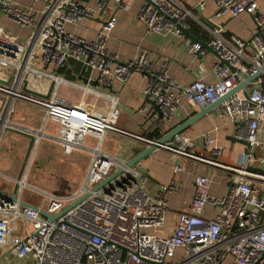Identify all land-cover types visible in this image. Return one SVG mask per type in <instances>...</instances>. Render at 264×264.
Instances as JSON below:
<instances>
[{"label": "built area", "instance_id": "built-area-1", "mask_svg": "<svg viewBox=\"0 0 264 264\" xmlns=\"http://www.w3.org/2000/svg\"><path fill=\"white\" fill-rule=\"evenodd\" d=\"M32 1L40 3L37 16L28 6L0 0L1 14L32 30L27 42H22L0 27V136L3 131L15 128L36 133L37 141L48 135L43 131L47 122L56 125L55 134L49 136L63 154L84 148L90 157L78 188L67 194L43 192L45 206L38 208L54 214L84 192L89 194L49 221L31 207L0 197V264H264V175L195 155L186 150L190 139L175 134L163 146L165 150L222 166L236 176L223 195L213 196L207 191L209 178L195 174L187 209L179 212L173 229L165 235L162 233L165 195L178 190L176 181L171 179L160 184L154 193H148L147 178L136 166L126 167L123 160L100 149L105 133L125 132L114 125L116 97L100 94L110 104L104 112L93 106L86 108L82 102L71 104L56 94V87L65 82L56 70L68 60L80 63L89 72L86 80H93L100 87L125 83L135 71L144 79L142 94L144 105L149 107L148 116L157 108L159 119L155 114L151 116L163 124L171 118L181 97L204 107L259 72L247 82L251 85L246 96L235 91L222 99L219 106L222 115L236 122L233 136L248 144V152L241 153L236 162L242 167H261L264 146L257 130L264 118V11L258 0H214L216 16L248 14L256 31L245 39L234 35L225 39L213 33L208 45L218 58L212 66L214 78L209 82L195 79L187 85L173 80L165 62L155 64L144 51L124 61L108 51L105 40L115 25L113 14L103 19L91 39L64 29L66 24H76L101 12L105 0H92L93 10L85 6L86 0ZM188 17L190 11L174 0H142L135 13L136 21L146 32L171 33L177 37H183L181 29ZM199 51L197 43L188 48L192 56ZM77 87L83 94L100 96L87 83ZM16 100L42 110L43 121L36 132L11 121ZM165 131L161 130L160 135ZM211 132H203L201 142L207 151L219 155L221 149L215 145ZM86 137L96 144H85ZM117 167L122 168L121 173L98 189L90 190ZM181 170L179 162L172 164L173 174ZM14 180L10 181L12 186ZM24 180L25 174L17 182V200H21ZM11 190L0 191L10 194ZM205 206L215 210L212 217L203 215Z\"/></svg>", "mask_w": 264, "mask_h": 264}, {"label": "crops", "instance_id": "crops-1", "mask_svg": "<svg viewBox=\"0 0 264 264\" xmlns=\"http://www.w3.org/2000/svg\"><path fill=\"white\" fill-rule=\"evenodd\" d=\"M14 1L21 7H30L31 13L37 16V9L40 7L39 2H33L32 0ZM174 1L190 11V17H188L185 27L188 29L189 34L202 42H208L213 33L225 39L229 38L230 35L245 39L249 38L256 31L252 17L248 14L240 13L235 16H216L214 0ZM141 2L142 0H105V6L101 12L97 11L91 18L82 19L76 24H66L64 25V29L78 36L91 39L94 37L95 31L99 28L103 19L109 14H113L116 17V21L108 38L105 40V47L108 51L116 54L119 61L130 59L139 51H144L148 55V58L153 60L155 64L165 62L168 75L180 85H187L195 79L204 82L213 80L214 75L212 66L217 61V56L210 51L209 48L203 47L200 44V51L197 55H189L188 48L191 44L197 42H190L184 37H177L171 33L146 32L143 25L135 19V13ZM258 5L264 11V0H258ZM85 6L91 10L95 9L92 0H86ZM2 16L4 17L3 14ZM3 17H0V27L7 33L16 36L22 42H27L28 36L32 31L31 28L22 27L24 30H27L26 34L20 30L22 28L10 30L3 24ZM185 39L187 42H185ZM48 69L52 68L48 67ZM56 73L65 80L64 83H60L56 87V94L69 101L71 104L82 102L83 106L86 108L93 106L97 110L106 112L110 104L108 99L100 94L114 95L116 97L113 106L117 113L114 125L125 131L128 135L107 132L114 137L116 141L115 146L119 152L117 155H114L107 150L102 151L119 160L130 158L144 147V144L139 142L136 138H157L160 136L161 130L167 131L177 124H180L193 115L199 107L196 104L187 102L185 98L181 97L179 105L171 118L161 124L154 116H148L149 107L148 105H144V97L142 94L144 79L138 72L132 71L125 83L113 82L110 87H100L97 86L96 83L92 84L93 80L87 81L86 79L89 76V72L84 69L80 63L73 60H68L63 68L56 70ZM79 76H81V78H79ZM83 78L85 82H83ZM85 83H87L93 91L98 92L100 96H95L93 93H81L77 86ZM250 85L251 84H246L239 92L242 93V90L247 92ZM61 86L70 87L79 97L77 99H71L58 93V89ZM85 98L88 99V101L85 100ZM235 123L234 120L220 113L219 106L215 108L214 111H208L189 123L180 133L190 139L189 151L195 155H202L198 154L196 151L202 144L201 134L205 131H212L211 134L215 139V145L221 149L220 155L224 158L220 159L219 162L221 164H227L228 162H236L240 159V154L243 150V146L240 143L230 140V137L233 136ZM37 130L38 129L32 131L36 132ZM7 131L14 132L11 129ZM40 137L37 139L36 144ZM45 137L51 139L49 135ZM103 137L101 140H103ZM257 137L262 141L264 146V118L259 123ZM110 146H112V144H110ZM54 152L56 159L67 157V155L71 153L63 154L58 147L54 149ZM85 152L87 156H85L83 160V174H85L90 157V152ZM176 162L182 165V170L173 174L171 172V166ZM15 166L13 167L15 168ZM135 166L147 178L146 191L148 193H154L160 184L167 183L171 179L175 180L178 185L177 191L165 195L166 210L164 213V227L162 229V233L165 235L169 234L173 229L179 212L187 209L193 193L192 179L195 174L204 175L209 178L207 191L208 194L213 196L223 195L228 189L233 177L236 176L234 172L222 166L214 165L189 156L174 155L162 148L153 150L143 157ZM261 167L264 168V164H262ZM16 174L17 173H14L12 178H7L13 180ZM82 177L84 178V175ZM83 178L75 181L72 185L71 183L69 185L66 184L68 183L67 179H57L53 182L52 190H54V192L52 193H70L80 186ZM10 181L8 183V192L12 189V183ZM25 184L27 185V182H25ZM20 198L25 202L42 208L31 201H27L21 196ZM45 202L46 198L44 196V206ZM214 212L215 210L209 206H205L203 209V215L205 217H212Z\"/></svg>", "mask_w": 264, "mask_h": 264}, {"label": "rangeland", "instance_id": "rangeland-1", "mask_svg": "<svg viewBox=\"0 0 264 264\" xmlns=\"http://www.w3.org/2000/svg\"><path fill=\"white\" fill-rule=\"evenodd\" d=\"M0 17H3L0 13ZM6 28L13 30L22 28L15 22L3 17ZM26 34L27 30L20 29ZM75 90V89H73ZM58 93L65 95L71 99H77L79 95L72 91L68 86H61ZM88 101V99L85 98ZM12 122L18 127H26L32 130L39 129L43 121V112L39 107L16 100L13 104V110L10 116ZM57 126L47 122L43 131L48 135L55 134ZM28 138L17 132L3 131L0 136V190H9V179L14 173H17L23 158ZM100 142V149L107 150L111 154L117 155L118 149L115 146L116 141L112 135L106 133ZM85 144L95 145L96 142L90 137H86ZM36 144V143H35ZM112 144V146H110ZM57 144L50 138L41 136L36 147L32 149L26 160L24 173L26 174L27 185L24 186L21 197L27 201H31L36 205L43 207V192L52 193L53 182L55 180L67 179L71 185L83 178V160L87 153L84 148L74 149L67 157L61 159L55 158L54 149ZM14 163V164H13ZM16 165V166H15ZM15 166V168L13 167ZM15 169V170H14ZM16 171V172H15ZM8 181V182H7ZM28 229V226L26 227Z\"/></svg>", "mask_w": 264, "mask_h": 264}, {"label": "water", "instance_id": "water-1", "mask_svg": "<svg viewBox=\"0 0 264 264\" xmlns=\"http://www.w3.org/2000/svg\"><path fill=\"white\" fill-rule=\"evenodd\" d=\"M182 34L183 37L188 39L190 42H197L198 45L200 44L203 47H207L209 48L210 51H212L215 55L216 52L214 50H212V48L208 45V42H202L201 40H199L196 37H193L191 34H189L188 29L186 27L182 28ZM217 56V55H216ZM221 62L225 65H228V63L225 60H221ZM230 70L233 71L234 68L229 66ZM264 70V67H263ZM82 72V70H81ZM80 72V73H81ZM259 72H256L248 77L245 78V80L239 82L236 86H234L231 90H229L226 94L222 95L221 97H219L218 99H216L213 103L204 106V107H198V110L191 115L190 117H188L186 120H184L183 122H181L180 124H177L176 126H174L173 128H170L169 130L165 131L163 134H161L159 137L154 138V139H146L143 137L140 138H136L139 142H142L144 144V147L142 149H140L138 152H136L133 156H131L128 159L123 160V165L126 167H133L135 166L143 157H145L147 154H149L150 152H152L155 149L158 148H163V146L166 143H169L172 141V138L175 134L180 133V131L186 127L189 123H191L192 121H194L195 119H197L198 117H200L201 115L205 114L208 111H214L215 108H218L220 105V102L222 101V99H224L225 97H227L228 95H230L231 93L238 91L240 89H242L247 82L251 81L256 75H258ZM79 78H81V76H79ZM83 82H85V79H82ZM92 84H95V81H92ZM242 94L244 96H246V92H244L242 90ZM155 114L156 118L159 119L160 117V113L158 111L157 108L154 109V112L151 113V115ZM151 115H149V117H151ZM14 132H17L18 134L24 135L28 138V143L26 146V150L24 152L22 161L20 163L19 169L17 171V174L15 176V180L12 186V190L10 194H6L4 192L0 191V197H3L5 200L8 201H17L19 204L23 205V206H28L31 207L35 210L38 211V213L40 215H42L43 217H45L48 221L49 220H53L55 218H57L58 216H60L61 214H63L66 210H68L69 208L73 207L74 205H76L77 203H79L81 200H83L85 197H87V195L89 194L88 191L84 192L83 194H81L80 196L76 197L74 200H72L71 202H69L68 204H66L63 208H61L58 212L51 214V213H47L44 210L38 208L37 206H34L28 202H25L23 200H17L16 198V191L18 188L17 182L22 178L23 173H24V168L26 166V160L29 157V154L32 150V148L34 147V144L36 142L35 139V134H30L27 133L23 130L20 129H11ZM122 135H128L125 132H120ZM230 140L240 143L243 146V150H242V154H245L248 152V144L239 138H236L234 136L230 137ZM187 151L190 150V147L186 148ZM198 152V154H202L205 157L208 158H213L216 161H219L220 159H224L220 154L219 155H213L211 152L207 151L205 146L203 144H201V146H199L196 150ZM228 165L235 167L237 169H240L242 171L245 172H256L259 173L261 175H264V168L262 167H258V166H244L242 167L240 164H238L237 162H228ZM122 172V168L121 167H117L114 171H112L110 174H108L106 177H104L102 180H100L97 184L93 185L90 190H96L99 187H101L103 184H105L107 181H109L110 179H112L114 176H116L117 174Z\"/></svg>", "mask_w": 264, "mask_h": 264}, {"label": "bare ground", "instance_id": "bare-ground-1", "mask_svg": "<svg viewBox=\"0 0 264 264\" xmlns=\"http://www.w3.org/2000/svg\"><path fill=\"white\" fill-rule=\"evenodd\" d=\"M38 135H40V133H38Z\"/></svg>", "mask_w": 264, "mask_h": 264}, {"label": "flooded vegetation", "instance_id": "flooded-vegetation-1", "mask_svg": "<svg viewBox=\"0 0 264 264\" xmlns=\"http://www.w3.org/2000/svg\"><path fill=\"white\" fill-rule=\"evenodd\" d=\"M26 150V149H25ZM25 152V151H24ZM24 155V154H23Z\"/></svg>", "mask_w": 264, "mask_h": 264}]
</instances>
